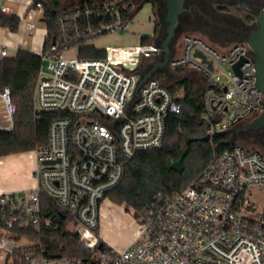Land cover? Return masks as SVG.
<instances>
[{
	"label": "built area",
	"instance_id": "1",
	"mask_svg": "<svg viewBox=\"0 0 264 264\" xmlns=\"http://www.w3.org/2000/svg\"><path fill=\"white\" fill-rule=\"evenodd\" d=\"M138 9V0H76L56 11L52 41L38 53L33 108L37 118L44 111L58 114L49 121L46 144L33 150L34 185L0 191L3 264H264V154L235 143L214 152L184 188L137 211L144 224L127 246L116 248L98 233L101 201L121 180L126 159L160 147L167 115L181 108L176 94L153 76L134 94L147 67L144 57L162 56L159 43L108 45L103 55H79L91 39L125 29ZM0 13H10L4 0ZM41 17L42 5L29 3L23 14L28 35ZM183 43L184 56L174 57L171 47L165 65L191 64L202 72L209 139L264 110L245 39L228 43L222 53L198 36L185 34ZM71 50L75 56L66 55ZM0 52L9 55L4 46ZM241 58L239 73L225 72L226 80L215 76L224 73L221 63L232 67ZM0 108V130L10 131L16 106L8 86L0 90ZM41 195L59 215H42ZM60 215L83 253L50 255L45 244L22 234L55 228Z\"/></svg>",
	"mask_w": 264,
	"mask_h": 264
},
{
	"label": "trees",
	"instance_id": "2",
	"mask_svg": "<svg viewBox=\"0 0 264 264\" xmlns=\"http://www.w3.org/2000/svg\"><path fill=\"white\" fill-rule=\"evenodd\" d=\"M72 0H31V5L40 3L44 9L43 21L46 23L44 49L55 34L54 16L56 11ZM139 6L141 5V0ZM152 2V0H149ZM212 0H185V6L190 11L183 13L191 19V27L200 32H215L220 36H228L239 41L241 35L226 23L213 19L218 18L215 8L204 4ZM204 3V4H203ZM226 5L224 1L219 7ZM202 6V7H201ZM163 17V14L160 13ZM221 18V17H219ZM254 19L250 15L245 20ZM220 21V19H218ZM19 16L16 14L0 13V26L16 31ZM165 20L156 22L155 42L159 43L164 34ZM202 29V30H201ZM237 29V28H236ZM251 28H248L250 30ZM252 30V29H251ZM142 43L148 42V37L142 36ZM103 48L88 44L80 46L79 55L95 57L103 55ZM42 63L38 53L17 48L14 55L3 56L0 59V90L8 86L11 98L16 106L15 124L10 131L0 130V156L28 152L44 146L47 142V128L49 121L57 112L44 111L37 118L35 116L34 87L36 77ZM177 86H181L182 94H177ZM181 102V108L176 113H169L165 120V132L162 145L158 148L137 150L124 164V173L121 180L105 193L116 204H125L135 211H140L156 198H167L189 184L200 172L214 152L231 145L229 130L216 133L211 139L203 140L200 137L207 134L212 118L204 116L202 108V92L194 88L189 78H183L176 84L168 85ZM215 120V119H214ZM195 139L187 141L188 138ZM264 146V144H263ZM184 147L188 148L183 158L182 171L173 170L170 162L177 159ZM258 150L264 154V147ZM41 212L44 217L52 213L60 214L57 206L46 196H40ZM1 224V219H0ZM68 220L60 215L58 225L44 226L40 232H22L29 238L40 241L47 247L50 255L81 254L86 249L77 240L69 229Z\"/></svg>",
	"mask_w": 264,
	"mask_h": 264
},
{
	"label": "rangeland",
	"instance_id": "3",
	"mask_svg": "<svg viewBox=\"0 0 264 264\" xmlns=\"http://www.w3.org/2000/svg\"><path fill=\"white\" fill-rule=\"evenodd\" d=\"M76 1V0H72ZM213 2L208 1L203 3L205 6L212 7L220 10H231L234 14H238L240 10H237L233 7H229L227 4L223 7L222 5L224 0H212ZM10 3L11 11L14 14L21 15L24 10V6L27 3L26 0H22L19 4L18 0L7 1ZM209 4V5H208ZM66 5V4H65ZM202 7V6H201ZM218 19L213 20L217 22ZM156 22L162 23V17L156 7V3L149 0H141V6L138 9L135 20L130 23L125 29L113 31L109 33L102 34L90 40V44L98 48H105L108 45H136L142 43V36L148 37V42L155 43V25ZM191 19L187 18L182 12L180 14L179 25L176 29V33L173 41L171 42V47H175L174 57L180 58L184 56V43L183 36L185 34L191 36H198L207 41L210 45L215 47L221 53L225 51L228 43L230 44L234 40L228 36H220L215 32H200L199 30L190 28ZM224 23V22H222ZM165 25V24H164ZM202 30V29H201ZM46 31V23L43 20L36 21V28L33 35L27 34V29L25 24L21 21L19 29L15 35L12 36L13 42L17 45H20L21 49H25L31 52L40 53L43 48V42ZM244 36H240L237 40H244ZM16 45V46H17ZM9 54L14 55L15 50L8 48ZM67 56H75L76 51L71 50L66 53ZM155 55H147L144 57L143 67H146L154 60ZM220 67L223 69L224 73L215 74L219 76L220 79H228V75L225 72H232V67L227 63H221ZM202 72L194 67L191 64L182 65L178 68H172L168 65L158 66L155 71H153L152 76L156 77L161 83L165 85L176 84L183 78H189L194 83V88L197 91H201L204 86V77ZM179 88L180 91L177 94H182L181 86H177L176 90ZM1 109V108H0ZM1 113V112H0ZM225 117V116H224ZM240 121L228 130L231 133V144H240L246 148L254 150H262L261 147H264V125L258 128L243 129V126L246 122ZM31 151L25 152L23 156L27 159H31ZM32 153V152H31ZM16 171V172H14ZM19 172L13 170L10 175H15ZM18 175V174H17ZM20 177V176H18ZM11 183H15L14 179L10 178ZM144 220L138 216L137 211L128 207L125 204H116L111 201L108 197H105L100 204L99 208V235L104 238V241L116 248H122L126 243L128 244L135 236L138 225H143ZM72 226L69 225V228ZM25 242L21 239L20 243ZM5 261V252L0 250V264H3Z\"/></svg>",
	"mask_w": 264,
	"mask_h": 264
},
{
	"label": "water",
	"instance_id": "4",
	"mask_svg": "<svg viewBox=\"0 0 264 264\" xmlns=\"http://www.w3.org/2000/svg\"><path fill=\"white\" fill-rule=\"evenodd\" d=\"M165 1V12H164V34L159 41V45L162 50V56L159 59H156L150 66L146 67L142 75L136 79L134 86V94L137 96L138 88L142 82L152 76L153 71L158 66H164L170 55L171 42L174 39L176 29L179 25L180 14L187 9L185 6V0H164ZM40 20H43L41 17ZM256 27L253 28L246 35L245 40L250 47L248 55L254 61L255 68V85L256 87L264 93V6L261 7L258 12L255 14ZM194 55L201 57L202 61L210 63L211 60L206 58V55L200 50H195ZM244 58H241L237 62L232 64V69L239 73V65ZM264 125V110L260 112L257 116L246 122L241 128L250 129L258 128ZM203 140H208L209 135L205 134L200 137ZM195 139L188 138L187 141ZM188 148L184 147L177 159H174L170 162V167L176 171H182L183 169V158L187 154ZM101 245V244H100Z\"/></svg>",
	"mask_w": 264,
	"mask_h": 264
},
{
	"label": "crops",
	"instance_id": "5",
	"mask_svg": "<svg viewBox=\"0 0 264 264\" xmlns=\"http://www.w3.org/2000/svg\"><path fill=\"white\" fill-rule=\"evenodd\" d=\"M4 1L10 7L11 4L7 3V1H15V0H4ZM26 1L27 3L24 6L23 13L21 15L16 14L19 16V23H18V27L16 31H11L8 29V27L0 26V51L3 46L7 48V51H8V48L10 49L12 48L15 51L17 50V48H20V45H17L15 42L12 41L13 40L12 36L17 33L21 21L25 24L23 14L27 6L30 3V0H26ZM18 2L19 4H21L22 0H18ZM10 13L14 14L11 11V8H10ZM8 54H9V51H8ZM1 58H2V55L0 52V59ZM31 152H30L32 156L31 159H28V158L26 159L25 156H23L25 152L0 156V191L29 188L34 185L35 177L33 175V168H34L35 156H34L33 150ZM17 169L19 172L15 173V175H10L13 170H17ZM10 178L14 179L15 183H11ZM102 239L104 240V238ZM127 245L128 244L126 243L124 246H122V248Z\"/></svg>",
	"mask_w": 264,
	"mask_h": 264
},
{
	"label": "flooded vegetation",
	"instance_id": "6",
	"mask_svg": "<svg viewBox=\"0 0 264 264\" xmlns=\"http://www.w3.org/2000/svg\"><path fill=\"white\" fill-rule=\"evenodd\" d=\"M156 3V7L158 8L159 13L163 14L162 19H164L165 12V1L164 0H152V2ZM229 7H233L237 10H240L238 14H234L231 10H220L216 11L217 15L221 17L220 21L229 25V27L233 30H237V33L241 36L246 37V35L251 31V29L256 27L255 22V14L258 10L264 6V0H224ZM187 9L185 11H190L191 7L186 6ZM184 12V11H183ZM254 16V19L246 22V18L248 16ZM237 28V29H236ZM248 28H251L248 30ZM158 56L154 57V60L150 62L148 66H150ZM147 66V67H148Z\"/></svg>",
	"mask_w": 264,
	"mask_h": 264
}]
</instances>
